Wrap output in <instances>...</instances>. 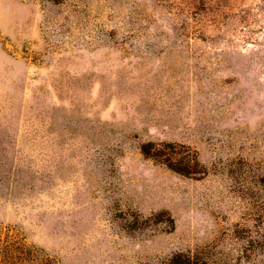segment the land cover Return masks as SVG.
<instances>
[{
    "label": "rangeland",
    "instance_id": "rangeland-1",
    "mask_svg": "<svg viewBox=\"0 0 264 264\" xmlns=\"http://www.w3.org/2000/svg\"><path fill=\"white\" fill-rule=\"evenodd\" d=\"M52 264H264V0H0V245Z\"/></svg>",
    "mask_w": 264,
    "mask_h": 264
},
{
    "label": "trees",
    "instance_id": "trees-1",
    "mask_svg": "<svg viewBox=\"0 0 264 264\" xmlns=\"http://www.w3.org/2000/svg\"><path fill=\"white\" fill-rule=\"evenodd\" d=\"M0 264H52V261L41 249L11 240L0 245Z\"/></svg>",
    "mask_w": 264,
    "mask_h": 264
}]
</instances>
